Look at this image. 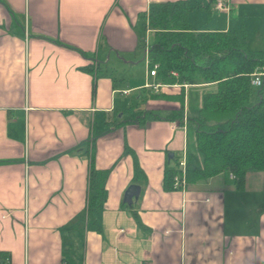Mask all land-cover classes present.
I'll return each instance as SVG.
<instances>
[{"label": "crops", "instance_id": "0c3cea01", "mask_svg": "<svg viewBox=\"0 0 264 264\" xmlns=\"http://www.w3.org/2000/svg\"><path fill=\"white\" fill-rule=\"evenodd\" d=\"M158 1L174 0H0V264H264L261 171L241 189L222 173L164 187L183 150L201 166L188 127L206 91L190 108L189 89L215 84L149 74L142 14ZM192 1L194 30L243 27L264 49L249 45L264 37V0ZM179 108L182 121L169 119ZM89 152L107 170L90 221ZM130 184L139 192L127 203Z\"/></svg>", "mask_w": 264, "mask_h": 264}, {"label": "trees", "instance_id": "16d2710c", "mask_svg": "<svg viewBox=\"0 0 264 264\" xmlns=\"http://www.w3.org/2000/svg\"><path fill=\"white\" fill-rule=\"evenodd\" d=\"M198 6L192 0L158 1L151 2L142 14L153 32L152 41L146 46L148 69L157 65L155 77L159 82L215 84L214 91L203 93L198 116L193 118L195 147L202 162L199 168L187 165L186 179L222 173L228 182L241 189L247 171L256 170L263 173L264 188V76L260 85L251 83L253 73L264 72V49L248 46L243 27L194 30L188 15ZM180 101L182 108L181 98ZM133 106H127V111ZM180 108L168 118L182 121ZM132 166L133 179H144L145 173L134 153ZM176 171L177 162L165 168V188H172ZM106 175L107 170L95 167L93 154L89 152L87 198L82 212V218L86 215L88 221L96 218L106 198ZM1 257L9 260L6 252H1Z\"/></svg>", "mask_w": 264, "mask_h": 264}, {"label": "rangeland", "instance_id": "374dc122", "mask_svg": "<svg viewBox=\"0 0 264 264\" xmlns=\"http://www.w3.org/2000/svg\"><path fill=\"white\" fill-rule=\"evenodd\" d=\"M150 40H152V35L150 36ZM143 44H144V40H143V42H142ZM249 45L251 46V47H256V48H258V47H264V37H262V39H258V38H255V39H253V40H250V42H249ZM140 68V66H138L137 68H135V69H138V71L139 72H141V68ZM253 75V74H252ZM262 76H264V72H260V74H259V77H260V79H261V81H262ZM118 78H121V77H118ZM253 78V77H252ZM252 78H251V83H252ZM252 85H254L253 83H252ZM255 86V85H254ZM216 88H214V87H203L202 89H197V88H190L189 89V93H190V95H189V107L190 108H195L196 107V104L198 103V101H197V98H198V96H199V94L202 92H204V91H206V92H209V91H214ZM135 93L134 92H132V95H134ZM136 99L137 98H135V97H133L132 96V98L130 97V99H129V104L130 103H135V102H137L136 101ZM252 99L254 100V97H252ZM132 101V102H131ZM137 109V105H135L134 104V106H133V108L130 110V112H132L134 109ZM134 115H137V116H140L141 115V112H137V113H135ZM192 118V116H190V124H189V127H188V136H189V139H188V141H189V148H190V150L192 151V153H193V155H194V157L195 156H198V157H201V154L195 149V148H193L192 147V144H193V139H194V137H195V125H194V122H193V119H191ZM186 157H187V154H186ZM187 159V158H186ZM186 163H188V161L186 162Z\"/></svg>", "mask_w": 264, "mask_h": 264}, {"label": "built area", "instance_id": "2783aa9c", "mask_svg": "<svg viewBox=\"0 0 264 264\" xmlns=\"http://www.w3.org/2000/svg\"><path fill=\"white\" fill-rule=\"evenodd\" d=\"M215 5L217 7H221L223 5V0H215ZM156 68H157L156 64L152 65L151 68H149V74L154 76L156 74ZM259 74H260V72H255L252 75V77H253L252 83L255 86H258L261 84V79L259 77ZM159 85H160L159 83L151 84L153 89H155ZM186 162H187L186 151L183 150L179 159L177 160V171L173 176V186L176 188L182 186L186 182V171H187V163ZM229 176L233 177L232 174H230ZM144 264H148V263H144Z\"/></svg>", "mask_w": 264, "mask_h": 264}, {"label": "water", "instance_id": "95a60500", "mask_svg": "<svg viewBox=\"0 0 264 264\" xmlns=\"http://www.w3.org/2000/svg\"><path fill=\"white\" fill-rule=\"evenodd\" d=\"M139 192V186L137 184H130L125 191L124 201L127 203L131 202L132 197H136Z\"/></svg>", "mask_w": 264, "mask_h": 264}]
</instances>
